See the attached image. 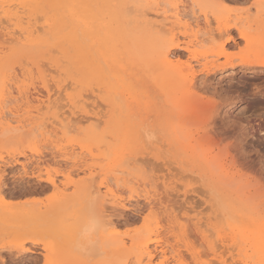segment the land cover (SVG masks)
Returning a JSON list of instances; mask_svg holds the SVG:
<instances>
[{
	"label": "rangeland",
	"instance_id": "1",
	"mask_svg": "<svg viewBox=\"0 0 264 264\" xmlns=\"http://www.w3.org/2000/svg\"><path fill=\"white\" fill-rule=\"evenodd\" d=\"M155 1L151 0L152 3ZM216 1L208 0L205 4L211 6ZM225 1L227 2L223 4V16L231 15V19H234L236 14L251 8V16L257 18L261 26H255L254 29L256 28L255 30L262 35H256L253 42L248 43L240 38L237 31H234L232 33L234 41L227 43L226 50H222L220 46L227 37H218L216 33L215 39L196 48L201 63L183 49L188 39L181 30L177 29V40L172 41L173 43L168 39V43L160 44L163 47H171L175 55L174 65H177V76H173L174 79L170 84L181 85V82H186L189 63H192L197 74L199 73L193 96L182 107L177 108L176 113L170 102L171 99L156 86L153 77L150 78L161 71L160 66L156 64L158 59L155 60L162 50L161 46L154 55L149 52L146 55L147 48H142L143 50L136 48V50L133 48L136 47L134 45L130 48L133 50L126 48L128 39L123 36V31L130 20L129 12L126 18V9L129 10L132 6L129 0H122V3L121 0H97V3L100 2L101 5H98L97 13L102 12L101 19L104 20V24L110 23L115 35L122 31L121 36L117 35L118 38L112 36L111 40L114 37L116 40L112 42V44L115 43L114 48L109 43L107 46L104 45L105 41L101 40L96 45L91 43L92 47L90 45L82 55L70 49L69 45L65 46L63 38L61 39L63 36L59 34V30H56L54 38L35 44L36 47L26 41L24 35L23 38L21 36L22 42L18 46L6 50L0 58V80L7 81L11 73H13L12 76L17 75L18 79L16 77L14 82L21 81H17L20 83L17 86L23 92L34 91L35 93L39 89L44 91L45 85L50 87L54 84L56 87L50 88H54L59 93L64 92L61 90L65 89L66 93H62L61 96L57 93L59 99L54 96L53 99H57L54 105H58L60 108L58 110L65 106L63 112H69L70 120L76 122H71V130L68 129L70 135L63 130L58 135L48 136L47 139L42 136H30L26 139L15 137L14 139L11 137L15 134L10 133L11 135L0 140V155L4 157L3 163L0 162V177H3L0 179V185L2 184V187L0 186V216L5 213L13 215L0 221V232L13 221L21 224L15 231L1 232L0 259L7 264H94V260L86 256L78 247L79 231L67 233V229L70 228L69 221L71 222L73 214L79 207L78 198L85 195L91 187L94 196L98 198L97 201H100L99 206L101 205V209L105 212V222L112 219L118 225L113 231L120 237H135L138 242H142L154 236L158 225L161 228L160 245L167 251L166 259L169 260V264H222L213 258V250L218 255L225 254L224 259L230 260L232 255L237 254V251L229 250L232 246L226 238V234L233 226L239 227L235 230V237L242 244L244 260H246L245 256L248 259L251 258L254 244L260 238L259 235H255L253 239L247 237L252 228L248 220L254 210L256 212L258 210L264 219V75L250 72L244 64L254 62L264 64V16L259 19L261 14L264 15V10L260 15L257 13V9L253 7L255 0H245L247 3L244 0ZM176 2L181 7L187 0H176ZM49 6V1H44L38 6L30 4L27 8V17L44 18L41 22L38 19V22L41 25L45 24L50 19V15L55 14ZM102 6H105L104 9ZM106 6H109L110 10ZM117 8L123 12V16L112 13ZM49 11H51L50 14ZM200 14L202 12L198 13ZM114 17L118 18V22ZM98 18L100 19L99 15ZM51 22L50 24L53 23ZM215 23L212 21L213 29L218 27ZM11 28L16 29L11 26L10 30ZM118 29L121 30L118 31ZM46 40L49 42L47 43ZM51 40L54 41L51 42ZM176 43L183 48H177L174 45ZM101 44L110 52L108 55L106 50L101 49ZM33 46L36 48H34L35 51L32 49ZM92 49L98 58H101L100 53H102L106 56L104 59H109L107 60L108 72L111 75L108 72L103 74L101 69L100 72L94 70L98 62ZM127 51L130 52L127 53ZM111 54L116 55L117 58ZM215 55L219 56V64L233 63L236 65V70L218 69L214 71L215 73L213 72V77L211 74L210 79L204 83L200 77L204 73L202 65L214 60ZM204 58L207 59L204 60ZM144 62L147 63L144 64ZM118 69H121V73H119L120 70L117 71ZM258 69L264 70V67ZM46 76L48 77L45 78ZM115 76L132 84L133 94L122 88L116 93L113 86L118 79ZM67 84H69V91L63 88L67 87ZM240 88L245 89L243 98H234L231 103L226 102L227 96L239 95ZM234 89L237 90L236 93L233 92ZM85 90L88 91L85 92ZM71 95L77 99L74 100ZM90 95L91 98H89ZM14 96L19 99L18 103L19 101L23 103H19L20 105L13 103L10 107L19 108L21 115H25L26 111L29 112L31 109L35 110L36 104H30L33 105L31 107L26 105V100H20L21 97L17 93ZM182 96L181 92L177 94L179 103ZM82 97L85 100L77 104L76 102ZM72 99L74 102L71 101ZM56 109L51 110L50 115ZM88 111H90L89 114L100 113L101 120L96 122V126L84 123ZM44 115L48 117L46 113ZM41 116L38 117L37 123L47 122L44 119L46 117L42 116L40 119ZM81 119L83 122L78 123ZM237 124L240 125L243 134L242 142L234 130ZM73 150L79 157L82 156L77 165L65 162L64 157H60V154ZM144 158L147 159L144 160ZM137 159L143 161L136 164ZM28 163L30 165L24 169L22 164ZM143 163L145 165H142ZM118 165L120 167H117ZM92 166L93 169L90 170ZM222 167L226 169L225 175L220 169ZM117 170L127 173L126 176L122 173L117 175ZM22 173L27 174L24 182L13 179V177L21 176ZM50 175L58 176V188L48 183L47 179ZM117 176L124 177L128 182H119L116 179ZM109 177H113L110 181L115 184L114 190L126 200L127 203H125L130 206L128 209L117 207L105 196L106 189L103 187V182ZM68 181L70 184L65 185L69 183ZM225 181L235 185L232 186L233 188L223 185L227 183ZM129 182L132 183L128 185ZM148 196L152 197L150 200L155 201L154 203L151 200L152 206L148 204L150 203L147 200ZM226 199L232 207L230 211H236L235 215L227 211L223 203ZM113 206L116 208H112ZM168 215H173L177 219V226L171 232L167 230ZM247 216L248 218L244 219ZM128 241L126 244L115 247L107 264H161V261L165 259L157 257L150 262L140 248L133 247L132 242L128 243ZM21 247L28 248L32 252L17 255L16 250Z\"/></svg>",
	"mask_w": 264,
	"mask_h": 264
},
{
	"label": "bare ground",
	"instance_id": "2",
	"mask_svg": "<svg viewBox=\"0 0 264 264\" xmlns=\"http://www.w3.org/2000/svg\"><path fill=\"white\" fill-rule=\"evenodd\" d=\"M44 1L50 2L49 7H51L50 8L51 11L55 12V14L50 15V17H49L50 19H48V18H47L48 20L45 19V20H47L46 23L45 24L42 23V25H41V23L39 24V22H41L44 18L40 19V17L38 18V16H36V18L32 19L31 16L27 17V8H29L30 4H36L38 6ZM206 1H208V0H206ZM206 1L205 0H187V2L184 3L183 5H181V7H180L179 5H177L176 0H156L154 3H152L151 0H129V2H130L129 4H131L132 6H131V9H129V10L126 9V12H127L126 18H127V16L130 15L128 17L130 20L128 19L129 24H127L128 26L125 25L127 28H125V30L123 31V36L126 39H128V44H127L126 48L128 50H133V49H130L133 47L132 45L136 46L133 48H135V49L137 48L138 50H143L142 48H147L146 49V55H148L147 52H149V54L154 55V53L156 54V52L158 50H160V48H158L159 46H161L165 42L168 43L167 42L168 39L171 40V42L177 40L176 38H177V29H178L179 31L181 30V32L188 39V41H187V43H185L186 44L184 46L185 48L181 47L180 45H177V43L174 45H176L177 48L185 49L190 54V56H192V58H194V59L197 58V62L201 63V60H199V57L197 56L198 52H196L197 51L196 48L198 46L204 44V43H207V42L215 39L214 36H216V33H218L217 34L218 37H225V38L227 37L226 40L224 41V43L220 46L222 50H226L225 46L227 45V43L234 41L235 38L232 36V33L234 31H237L240 38H242L243 40H245L248 43H252L254 40V37L256 35H258V36L262 35V34H259L261 32L258 33L255 30L256 28L254 29L255 26H259L260 21L257 20V18L255 19L251 16V14H250L251 8H249L247 11H242V12L236 14L235 18L231 19V15H228V17L223 16L224 15V10H223L224 5L223 4H225L227 1L224 0L225 1L224 2L223 0H217L211 6L210 5L207 6L205 4ZM263 1L264 0H255V2L253 3V7H255V9H257V13L259 15L264 10L263 9L264 6L262 7ZM121 3H122V0H121ZM98 5H100V2L97 3V0H11V1L0 0V41H2V43L0 42V58L6 52L7 49L15 48L16 46H18L22 42L21 36L23 38V36L25 35L26 41H28L30 44H33L35 46V44L41 43L45 39L54 38L56 30L57 31L59 30L60 31L59 34L61 36H63V37H61V39L63 38V42L65 43V46L69 45L70 49L76 50L80 54H82L83 51L89 49L91 43L92 44L94 43L96 45V44H99L101 42V40H103V42L105 41L104 45H106V46L108 45L107 43L112 44L113 40H115L114 39L115 37L113 38V40H111L112 36L113 35L116 37H117V35L121 36L122 31H120L121 29L120 30L118 29V31H120V32H117V35H115L114 30L111 29V27H110V23L104 24V20L101 19L102 12H100L101 14L97 13ZM104 7H103V9H104ZM106 8L108 10H110L109 6H106ZM51 11H49V14ZM128 12H129V15H127ZM199 12H202V14L198 15ZM112 13L122 14V16L124 15L123 12H121V10L119 8H117L115 12L113 10ZM33 14L35 15V13H33ZM133 14H134V16H133ZM98 15H99L100 19L98 18ZM112 15H115V14H112ZM112 15H111V17H112ZM131 16H132V18H130ZM262 16H264V15L261 14L259 16V19ZM32 17H33V15H32ZM114 18H112V19H114ZM38 19H40V21ZM50 21H52L53 23L51 22L52 24H50ZM116 21L118 22V18L116 19ZM116 21H114V22H116ZM212 21H214V23L216 22L215 24H218L217 29L212 28V25H211ZM11 26L16 27V29L13 30L11 28V30H10ZM259 27H261V26H259ZM58 35H56V36H58ZM101 37H103V38H101ZM168 37H170V38H168ZM97 38H99V39L101 38V39L98 40ZM143 40H144V42H143ZM53 41L54 40H51V42H53ZM24 42H25V40H24ZM48 42L49 41H47V43ZM115 42H116V40H115ZM62 43L60 45H62ZM125 43H127V42L125 41ZM43 44L45 45V42ZM50 44H48V45H50ZM102 44H101V49L103 48L104 50H106L102 46ZM141 44H143V46H141ZM114 45H115V43L112 44L113 48L115 47ZM30 46H32V45H30ZM34 46L32 48L33 50L36 47V46L35 47ZM124 46H126V44H124ZM124 46H123V48H124ZM170 46H172V45H170ZM91 47H92V45H91ZM108 47H111V46H108ZM161 49L162 50H160L159 55H157V56H159V58L157 56H156L157 58L155 57V60L158 59L156 61V64H158L160 66L161 71L158 72L159 74L157 73L158 75H154V76L152 75V76H150V78L153 77V79H154L153 82L155 81L156 86L159 89H161L163 93H165L166 97H169V99H171L170 102L172 103V106L175 108L174 111L176 113V111H177L176 109L182 107L193 96L195 85L197 83L196 80H198L197 76L199 75V73L197 74V71L195 70L192 63H189V72H188V75L186 78V82H181V85H178L177 83L170 84L171 80L174 79L173 76H175V75L177 76V65H174L175 55L171 51V47L161 46ZM70 51H72V50H70ZM93 52H94V50H93ZM129 52L127 51V53H129ZM109 53L110 52L107 51L106 55H108ZM135 53H137V52H135ZM100 54H101V56H100L101 58H98L94 52V55L96 56L95 58L98 62V64L95 65L97 67L94 68V70L96 72H100V69H101V71L104 72L103 74H105L109 71L108 70L109 63L107 61L109 59H107V60L104 59L106 56L105 55L103 56L102 53H100ZM59 55H61V54H59ZM111 55L116 57V55H118V53L116 55H113V54H111ZM127 56H126V58H127ZM61 58H65V57H61ZM121 58H123V57H121ZM59 59H60V57H59ZM206 59L204 58V60H206ZM79 60H81V59H79ZM86 60H87V58H86ZM113 61H114V59H113ZM129 61H131V60H129ZM218 62H219V56L215 55L214 60L209 61V62H205L202 65V67H203L202 71L204 73L200 77H202L201 79L204 83H206L210 79L209 76L211 74H212L211 76L213 77V75H214L213 72L214 71L216 72V70H218V69H221L222 71L236 70V65L233 63L228 62L226 64H219ZM63 63H65V62H63ZM145 63H147V62H144V64ZM93 64H94V62H93ZM103 64H104V66H103ZM131 64H133V63H131ZM148 64H150V63H148ZM42 65H44V64H42ZM141 65L144 67L143 64H141ZM61 66H63V65L61 64ZM121 66L124 68L123 64ZM244 66H246L247 67L246 69L250 70V72H252V73L254 72L257 75H264V70L258 69V68L264 67V64H262V63H259V62L246 63V64H244ZM40 67H42V66H40ZM63 68H65V67H63ZM145 68L148 69L146 65H145ZM253 68H255V69H253ZM42 69H43V67H42ZM121 69H118L117 71L120 70L119 73H121ZM55 70H56V68H55ZM8 71H10V70H8ZM14 71H15L14 74H16V70H14ZM57 71H59V70H57ZM10 72H13V71H10ZM44 72H46V71H44ZM47 72H51V71H47ZM148 72H150V71H148ZM151 72H153V70ZM151 72H150V74H152ZM6 73H8V72H6ZM11 74L13 75V73H11ZM11 74H9L7 81L2 82L3 80L2 81L0 80L1 81L0 82V84H1L0 85V140L2 138L7 137L10 133H13V135L15 134V136L11 137L14 139H15V137H17L19 139L20 138L26 139V137H30V136H33V137H37V136L41 137L42 136L44 139H47L48 136H51L53 134L58 135L60 133V131H63V130H66L67 131L66 133L68 135V133L70 132L68 129L71 128V122H73V120L72 121L70 120V118H69L70 114H68L69 112L68 113H66V111L63 112V108L65 107V106L61 107V106H63V104L62 105L60 104L61 106L59 105L62 108L61 110H58L60 108H58L57 104L54 105V102L57 99L54 100L53 98H54V96L58 95L57 93H59V91L57 92V90H54V88H50V87L51 86L56 87V86H54L55 84L50 85V87H49V85L48 86L45 85L44 91H42L43 89L41 88L42 89L41 91L39 89V91H36L35 93H33L34 92L33 90H31V91H33L32 93L31 92H23L17 86V84L19 85L20 84L19 82H21V81L17 80L19 82H17V81L14 82L17 75L12 76ZM55 75H57V74H55ZM109 75H111V74L109 73ZM117 76H119V75H117ZM117 76H115V77L118 79V82L116 83L115 86H113V88L116 90V93H118L117 92L118 89L122 88V90L130 91V94H133L132 91L134 90V88H133L132 84L127 83L123 78H118ZM47 77L48 76H46L45 78H47ZM5 78H6V76H5ZM20 78H21V76H20ZM113 78H111V79H113ZM17 79H18V77H17ZM48 81H50V80H47V82ZM51 82L52 81H50V83ZM71 83H73V82H71ZM42 85H43V83H42ZM67 85H68L67 87L64 86L63 88H67V91H69L70 90V89L68 90L69 84H67ZM88 85H90V84H88ZM113 88H110V89H113ZM59 89H60V87H59ZM88 89H89V87H88ZM61 91H64L62 93H66L65 89H63ZM87 91L88 90H85V92H87ZM180 92L183 94V96H182L181 100L179 99V101H181L179 103L177 101V94ZM16 93H17V95H19L21 97V98L19 97L20 100L22 99V100L27 101L26 105L36 104V107H34L35 110L31 109L29 112L26 111L25 115H21L19 108L15 107V106H14L15 108L14 107L11 108L10 106H13L12 105L13 103L14 104L18 103L19 99L14 98L15 97L14 94H16ZM62 93L60 92L59 96H61ZM59 96H57L58 99L60 98ZM71 97H72V95H71ZM87 98H88V96H87ZM89 98H91V95L89 96ZM150 98H152V97H150ZM63 99H65V98H63ZM73 99L76 100L77 98H73ZM73 99L71 101H73ZM82 100H85V98L82 97L81 100H79L76 103L78 104ZM114 101H116L115 98H114ZM19 103H20V101H19ZM19 103H18V105L23 103V101L20 104ZM148 103H150V101ZM177 103H179L178 104L179 106L177 105ZM120 104H122V103H120ZM67 105H68V103H67ZM83 105H84V102H83ZM151 105H152V102H151ZM21 106H23V105H21ZM30 106L33 107V105H30ZM56 106H57V109H56ZM97 106H98V103H97ZM70 107H71V105H70ZM54 108L56 109L55 112H52V114L50 115L51 110H53ZM73 108H75V107H73ZM85 108H86V106H85ZM91 108H92V106H91ZM157 108H159V107H157ZM45 110H46V112H43ZM170 110H172V109H170ZM89 112L90 111H88L86 114V119L83 117V119H85L84 123H90L91 126H92V124H93V126H96L95 125V124H97L96 122L101 120L100 119V113H93L92 112V114H89ZM43 113L44 114L46 113V115L48 117H46ZM73 113H75V112H73ZM67 114H68V116H67ZM41 115L46 117L44 119L47 122L40 123L41 122L40 121V122H38L40 124H38L37 120H39L38 117ZM42 116L40 117V119L42 118ZM48 122H49V124H48ZM74 122H76V121L74 120ZM82 122L83 121L81 119L78 123H82ZM78 123H76V124H78ZM168 123H170V121ZM73 127H75V126H73ZM93 128L95 129V127H93ZM95 130H94V132H95ZM155 131L156 130H154V132ZM69 135H70V133H69ZM7 140H9V139H7ZM5 142H6V140H5ZM62 149H64V148H62ZM66 152L67 153H64L63 155L60 154L61 158L64 157L65 162H71L74 165H77L80 163V159L82 156L79 157L75 153V150H73L72 152H68V151H66ZM145 159H147V158H144V160ZM17 160H19V159H17ZM30 160H28V161H30ZM3 161H4V157H2L0 155V162L3 163ZM28 161H26V163ZM139 161L140 160L137 159L136 164L137 163L139 164ZM141 161H143V160H141ZM17 163L20 164L19 161H17ZM28 165H30V163L22 164L24 169H27ZM142 165H145V163H143ZM117 167H120V166L118 165ZM213 168H215V167L213 166ZM92 169H93V166L91 167L90 170H92ZM220 169H222L221 170L222 174L225 175V173H226L225 167H222ZM116 173L118 175L119 173L121 174L122 172L117 170ZM2 174H3V172H2ZM124 174L125 173L123 172L122 175H124ZM126 174H125V176H126ZM129 176H130V174H129ZM129 176H127V177H129ZM57 177L58 176H52V175L48 176L47 181L50 184V186H52L54 188L59 187ZM109 178H111V177H109ZM109 178H107L103 182V187L106 189L105 196L107 198H109V200L113 204L117 205V207L120 206L123 209L124 208L128 209V207H130V206L126 204L127 203L126 200L123 199L122 196L118 195L119 193H116V191L114 190L115 184L111 183V181H110V180H112L113 177L111 179H109ZM116 179L119 182H122V181L128 182L124 177L118 178V176H117ZM132 180H133V178H132ZM225 182H227V181H225ZM130 183H132V182H129L128 185H130ZM67 184H70V182L66 183L65 185H67ZM116 185H118V183H116ZM126 185L127 184H125V186ZM223 185L232 187L235 184L233 185V183L227 182L226 184H223ZM1 190H2V188H1ZM221 190H223V189H221ZM87 191L88 192H86L85 195H81L78 198L77 204H79V207L76 210V212L73 214L71 222L69 221L70 228L67 229V233L72 234L74 232V230L79 231L80 243H79L78 247H79L80 251H82L86 256H88L94 260V262H95L94 264H107L109 259L112 256V254L115 251V247L122 245V244H126L128 240L130 242H132L133 247L140 248L142 250V254L145 255L146 258H148V260L150 262L157 257H161V258L164 257L165 259L161 261V264H169V260L166 259L167 258V251L165 250V248L162 247V245H160L159 238H160L161 228L158 225L155 229L156 231H154V234H153L154 236L148 237L147 239H144L142 242H138L137 238H135V237H125V238L120 237L119 235L116 234L117 232L114 233V231H113V230L117 229L118 225L116 223H114L112 221V219H109V221L105 222V215H104L105 212L101 209V207H100L101 205L99 206L98 203H100V201L98 200L99 201L98 202L97 201L98 198H96L94 196V193L92 191V187H91V189H89ZM139 195H141V194L139 193ZM99 197H101V196H99ZM101 198H99V199H101ZM150 198H152V197L148 196L147 200L150 201V203H148V204H150L152 206V203H153L152 201H154V199L153 200L151 199L152 200L151 201ZM153 198H155V197L153 196ZM145 199H146V197H145ZM109 200H108V202H110ZM129 202H131V201H129ZM154 203H155V201H154ZM223 203L226 205L227 211L231 215H235L236 211H230V209L232 207H230L229 201L226 199ZM112 208H116V207L113 206ZM215 211H217V210H215ZM251 215L252 216H251V218H249L248 222L252 225V226H250L252 228L250 229L249 235H247V237L253 239L255 237V235H259V238H260L259 241H256V242L254 241L255 244L253 247L254 249H253V254H252L251 258L248 259V257L245 256L246 260H244V255H242V251H243L242 244L239 243L235 237V230L239 229V227L233 226L230 229V231L226 234L227 235L226 238H227V241H229L231 243V246H232V249L231 248L230 249L228 248V249L230 251L232 250L233 252L237 251L236 256L232 255L230 257V260H229V258H227V260H226V259H224L225 254L224 255L222 254L224 256L223 257L221 255H218V253L215 250H213L212 253H213L214 259L221 262L222 264H238V263L239 264L240 263L241 264H251L252 262H253V264H264V219L258 210H257V212L254 210V213ZM8 216L12 217L13 215L10 213H5L4 215L0 216V221L4 220V218H6ZM217 217H218V215H217ZM239 218H241V217H239ZM239 218H237V219H239ZM247 218H248V216L244 219H247ZM218 220H219V218H218ZM167 222H168L167 230H169V232H171L172 229L174 230L175 227L177 226V219L173 215H168L167 216ZM20 225L21 224H19L18 222L13 221L10 225H8V226L6 225V227L4 226L5 229L3 228V230L1 232L7 233V232L15 231V230H17V228L20 227ZM1 232H0V234H1ZM129 241H128V243H129ZM214 244H215V242H214ZM153 246H154V248L152 249ZM227 246H229V245H227ZM215 247H216V244H215ZM225 249L227 250V248H225ZM30 252H32V250L28 251V253H30ZM233 252H231V253H233ZM196 256H198V254H196ZM176 263H177V261H176Z\"/></svg>",
	"mask_w": 264,
	"mask_h": 264
},
{
	"label": "snow or ice",
	"instance_id": "3",
	"mask_svg": "<svg viewBox=\"0 0 264 264\" xmlns=\"http://www.w3.org/2000/svg\"><path fill=\"white\" fill-rule=\"evenodd\" d=\"M236 91L237 90H235V89L233 90L234 93H236ZM238 91H239V95L227 96L226 97V102L231 103L234 98L235 99L243 98V93L245 92V89L240 88ZM234 130H235L237 136L239 137V140L242 142L243 141V134H242V132L240 130V125L239 124L235 125L234 126ZM26 178H27V174L26 173H22L21 176H19V177H13V179H15V180H17L19 182H24V180ZM0 179H3V177H0ZM28 251H30V249L21 247V248L16 250V254L19 255L21 253H25V252H28ZM0 264H7V262L4 261L3 259H0Z\"/></svg>",
	"mask_w": 264,
	"mask_h": 264
}]
</instances>
